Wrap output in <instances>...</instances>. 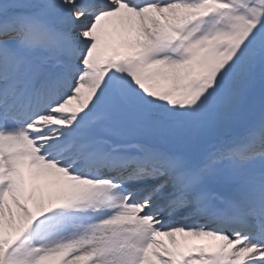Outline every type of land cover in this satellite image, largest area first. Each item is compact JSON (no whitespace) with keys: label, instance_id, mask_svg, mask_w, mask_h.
I'll return each mask as SVG.
<instances>
[{"label":"snow or ice","instance_id":"1","mask_svg":"<svg viewBox=\"0 0 264 264\" xmlns=\"http://www.w3.org/2000/svg\"><path fill=\"white\" fill-rule=\"evenodd\" d=\"M0 264H264V0H0Z\"/></svg>","mask_w":264,"mask_h":264}]
</instances>
